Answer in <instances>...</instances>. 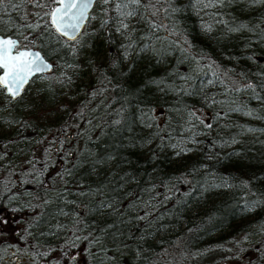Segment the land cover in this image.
I'll list each match as a JSON object with an SVG mask.
<instances>
[{
	"label": "trees",
	"instance_id": "obj_1",
	"mask_svg": "<svg viewBox=\"0 0 264 264\" xmlns=\"http://www.w3.org/2000/svg\"><path fill=\"white\" fill-rule=\"evenodd\" d=\"M42 3L0 6L53 66L0 88V264H264V0L97 2L74 53Z\"/></svg>",
	"mask_w": 264,
	"mask_h": 264
},
{
	"label": "snow or ice",
	"instance_id": "obj_2",
	"mask_svg": "<svg viewBox=\"0 0 264 264\" xmlns=\"http://www.w3.org/2000/svg\"><path fill=\"white\" fill-rule=\"evenodd\" d=\"M27 3L36 7H48L42 0H26ZM102 2L107 5L112 0H49L55 5L44 13L48 17L46 25L40 23H25L22 27L38 29L48 27L55 33L66 38L65 42H72L68 46L75 52V46L80 43L78 37L85 23L95 17L90 15V10L95 3ZM142 0H116L115 10L118 13L120 23L117 31L127 30L129 25L125 22L128 17L136 15L135 10L128 11L129 5H140ZM4 0H0V6ZM155 14V13H153ZM43 19V17H40ZM109 21H104L108 23ZM28 37H25L27 40ZM53 66L46 62L39 51H33L27 46L19 48V42L13 38L0 37V88H3L13 99L21 95L24 86L29 83L33 76L50 71ZM43 78V77H42ZM118 123V121H117ZM211 127V125H207Z\"/></svg>",
	"mask_w": 264,
	"mask_h": 264
},
{
	"label": "rangeland",
	"instance_id": "obj_3",
	"mask_svg": "<svg viewBox=\"0 0 264 264\" xmlns=\"http://www.w3.org/2000/svg\"><path fill=\"white\" fill-rule=\"evenodd\" d=\"M87 50L90 49L89 46L86 47ZM106 50L107 48L106 47H103V48H99L95 51H93L92 53H90L91 55L93 54V59H96L93 61L92 65H94V63L99 59H101L102 57H104L106 55ZM92 61V59H91ZM92 68V67H91ZM82 74H79V80H85L87 77L91 76L93 74V71L92 70H89V69H83L81 70ZM75 94L74 93V90H73V87H69L67 88V92H66V95H67V98L69 99V101L75 99ZM58 103V102H57ZM4 125H0V127L2 128ZM20 164V162H17L15 165H13V167H18ZM17 165V166H16ZM215 264H234L232 261H224L223 263H215Z\"/></svg>",
	"mask_w": 264,
	"mask_h": 264
},
{
	"label": "water",
	"instance_id": "obj_4",
	"mask_svg": "<svg viewBox=\"0 0 264 264\" xmlns=\"http://www.w3.org/2000/svg\"><path fill=\"white\" fill-rule=\"evenodd\" d=\"M55 5H51V7H54ZM50 7V8H51ZM49 8V9H50ZM84 27V26H83ZM83 29V28H82ZM54 30V29H53ZM55 31V30H54ZM0 37H4V38H13V39H15V40H17L18 41V39L14 36V35H10V34H2V33H0ZM64 38V37H63ZM64 39H66V38H64ZM19 42V41H18ZM25 46H21V45H19V48L20 49H23ZM28 48H30L31 50H33V51H39V52H41L37 47H33V46H27ZM42 54V53H41ZM43 55V54H42ZM44 56V55H43ZM45 58V57H44ZM45 60H46V62L47 63H49V64H51L52 65V63H51V61H49L47 58H45ZM46 72H49V71H46ZM46 72H44V73H46ZM0 74H2V72H0ZM27 85V84H26ZM25 85V86H26ZM24 86V87H25ZM3 89V88H2ZM24 89V88H23ZM22 89V90H23ZM3 91H4V93H6L11 99H13L12 98V96H10L8 93H7V91L5 90V89H3Z\"/></svg>",
	"mask_w": 264,
	"mask_h": 264
}]
</instances>
